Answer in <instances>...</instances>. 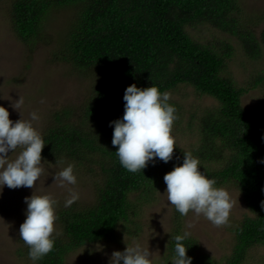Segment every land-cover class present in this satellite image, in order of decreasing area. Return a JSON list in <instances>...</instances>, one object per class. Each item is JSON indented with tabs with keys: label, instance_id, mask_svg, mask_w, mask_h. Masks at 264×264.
<instances>
[{
	"label": "trees",
	"instance_id": "16d2710c",
	"mask_svg": "<svg viewBox=\"0 0 264 264\" xmlns=\"http://www.w3.org/2000/svg\"><path fill=\"white\" fill-rule=\"evenodd\" d=\"M58 14L74 17L56 55L94 82L80 111L61 108L52 113L41 134V156L46 163L87 171L94 200L56 210L60 236L36 264H65L69 253L113 238L120 227L139 233V214L155 198L164 174L183 157L173 151L168 163H149L136 173L119 164L109 122L123 115V93L131 84L155 85L160 92L186 86L217 103L198 120L199 140L192 155L200 162L199 170L216 180V187L231 185L240 193L252 216L234 230L232 250L223 260L203 253L191 236L183 243L192 264H247L249 250L264 247V210L259 206L264 200V119L245 110L241 99L264 84V74L238 87L225 76L234 55L230 42L204 43L189 30L210 26L235 38L246 56L258 59L264 52V29L256 39L252 30L240 27L237 0H9L6 11L14 34L27 46L36 45L43 22ZM211 163L220 167L209 169ZM184 217L173 207L157 264H170L173 238L183 235ZM17 246V254L31 261L19 237Z\"/></svg>",
	"mask_w": 264,
	"mask_h": 264
},
{
	"label": "rangeland",
	"instance_id": "374dc122",
	"mask_svg": "<svg viewBox=\"0 0 264 264\" xmlns=\"http://www.w3.org/2000/svg\"><path fill=\"white\" fill-rule=\"evenodd\" d=\"M8 3L9 0H0V106L9 111V119L12 121L29 120V114L36 112L39 119L32 121V124L42 134L54 111L68 108L77 112L87 104L94 80L77 72L71 64L56 55L74 16H49L42 24L40 39L38 38L36 45L27 46L16 37L10 16H6ZM237 5L239 14L235 17L239 20L240 27L252 30L258 39L264 29V0H237ZM189 33L194 39L204 43L220 42L222 39L230 42L234 47V55L227 64L225 76L230 77L238 87L244 88L258 74H264V52H261L258 59H251L244 54L235 38L210 26L201 25L197 29H190ZM168 93V102L174 105L177 117L171 133L175 138L174 153L176 156L185 152L192 154L199 140L198 120L205 110L216 107L217 103L207 96L197 95L192 88L186 86ZM9 97L11 100H7ZM18 98L23 103L14 109L12 101ZM241 105L254 116L264 119V84L248 91L242 97ZM19 151L18 148L16 152L9 153V158L14 159ZM182 160L183 157L174 164L179 165ZM67 165L42 161L44 172L33 189H9L5 186L0 192V264H32L17 254L19 226L25 219L24 198L31 196L32 192L34 195L52 196L57 201L55 214L57 209L64 207V201L70 197V190L79 194L75 204L88 205L94 200L93 181L87 171L78 166H74L77 178L75 185L60 187L53 182L52 175ZM207 167L215 170L220 167V163H211ZM165 188L163 181L151 204L145 206L139 214V233L129 234L120 227L113 238L69 253L65 264H109L113 251L122 252L126 246L134 244L149 249L152 264H157L163 256L173 212V206L167 203ZM220 188L228 191L232 199L229 222L216 227L202 215L197 216L190 211L184 217L182 226L183 233H190L189 236L197 240L202 252L215 260H223L230 254L234 244V230L245 217L252 216L233 186L224 185ZM54 229L53 236L59 237L60 228L56 221ZM247 264H264V247L251 248Z\"/></svg>",
	"mask_w": 264,
	"mask_h": 264
},
{
	"label": "clouds",
	"instance_id": "9594fccd",
	"mask_svg": "<svg viewBox=\"0 0 264 264\" xmlns=\"http://www.w3.org/2000/svg\"><path fill=\"white\" fill-rule=\"evenodd\" d=\"M122 99L123 115L109 122L113 129L111 144L116 148L119 164L128 172L136 173L149 163L171 161L175 147V138L171 133L177 117L174 105L168 102L170 94L160 92L155 85L139 88L131 84L125 88ZM22 103V99L18 98L12 101L11 106L17 109ZM29 115V120L12 121L9 111L0 106V192L5 186L9 189H33L44 172L41 152L45 142L32 124L39 116L36 112ZM18 148L19 153L10 159L9 153L16 152ZM260 163L264 164V159ZM199 164L198 158L185 152L182 163L174 164L172 170L164 174L167 203L181 216H187L191 211L197 216L202 215L216 227L226 225L233 207L231 196L224 188L216 187V180L206 177L199 170ZM52 176L53 182L60 187L77 183L72 164ZM261 191L264 193V188ZM78 199L79 194L70 190L64 207H70ZM24 203L25 219L19 226L18 234L29 249L28 258L36 264L54 248L57 201L50 195H34L32 192L31 196L24 198ZM259 206L264 210V200ZM189 235L184 232L173 238L174 255L170 264H192V258L186 255L188 247L183 243ZM150 256L149 249L134 244L126 246L122 252L113 251L109 264H152Z\"/></svg>",
	"mask_w": 264,
	"mask_h": 264
}]
</instances>
